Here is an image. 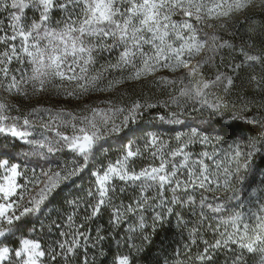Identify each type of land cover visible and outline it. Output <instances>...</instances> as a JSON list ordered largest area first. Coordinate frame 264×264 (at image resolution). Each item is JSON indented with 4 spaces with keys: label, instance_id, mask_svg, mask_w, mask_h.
<instances>
[{
    "label": "snow or ice",
    "instance_id": "obj_1",
    "mask_svg": "<svg viewBox=\"0 0 264 264\" xmlns=\"http://www.w3.org/2000/svg\"><path fill=\"white\" fill-rule=\"evenodd\" d=\"M241 16L230 29L233 18ZM257 16H264V0H0V264H98L107 255L105 241L121 246L116 237L124 225L123 244L129 251L117 254L112 264H132L133 254L143 252L172 217L185 226L192 222L182 212L195 205L197 191L202 210L198 226L188 231L185 253L199 240L204 248L195 256L198 264H215L221 254L224 264H264V22ZM210 21H221L217 31L204 30L217 27ZM196 57L200 59L193 65ZM101 60L105 63L97 67ZM255 65L262 72L248 75L245 90L253 95L235 93L231 99L241 71ZM206 67L214 70L208 78ZM161 69L185 74L156 76L152 83L157 87L179 85L178 95L156 103H128L122 92L97 104H37L23 112L3 95L82 100L95 92L112 93ZM117 72L121 75L107 79ZM188 101L208 113L210 131L195 127L178 134L175 148L154 134L143 149L133 150L129 142L114 163L91 172L94 185L86 198L67 201L73 212L62 226L52 225L59 229V239L45 248L40 238L30 237L43 230L39 216L46 205L63 188L79 187L76 181L102 142L136 134L144 118L160 106L175 105L177 110L152 119L180 123ZM214 120L223 122L220 129L211 128ZM37 122L42 139L32 138ZM234 125L260 132L237 135L228 131ZM221 133L232 137L226 147ZM20 144L33 150L22 153ZM195 144L212 145L213 151L195 154L189 150ZM64 149L73 153L70 162L41 168L39 175L33 169L24 184L18 182L24 171L8 159L24 155L47 160ZM145 152L159 164L137 171L132 162ZM129 189L134 195L125 201L121 197ZM203 193H211L213 202ZM234 206L240 211L221 215L214 227L208 226L214 241L204 239L203 208L221 214ZM81 208L86 214L76 224ZM105 210L108 228L92 229ZM24 222L31 225L26 231ZM180 257L177 249L171 260L164 257L160 264H186Z\"/></svg>",
    "mask_w": 264,
    "mask_h": 264
},
{
    "label": "trees",
    "instance_id": "obj_2",
    "mask_svg": "<svg viewBox=\"0 0 264 264\" xmlns=\"http://www.w3.org/2000/svg\"><path fill=\"white\" fill-rule=\"evenodd\" d=\"M205 31L211 33L213 31L205 28ZM223 35L224 39H229V36H225L224 33H221ZM238 42V41H237ZM257 66V65H256ZM168 108H164L162 106L158 107L157 109L153 110L148 116L144 118V122L139 126L138 131L134 135H123L119 138L109 139L107 141H104L102 148L105 147L106 151H110L111 149L115 147L124 146L127 143H138L142 139L148 137L149 131H153L156 133V135H163L164 137H169V139H172V136L175 135L178 131L187 130L189 128H195L200 127L201 130H208L211 129L209 126L205 123L208 117V113L204 112L201 113L198 112H188L186 113L182 118L180 117V123H170L166 120L160 121L158 119H152V117L158 115V114H164L166 112H170ZM227 117H225L226 119ZM222 121L220 120H214L211 124V128L220 129L222 126ZM229 132H235L237 135H248L251 133L252 135L257 134L260 132L259 128H252V129H246L242 125H234L231 129L228 130ZM158 133V134H157ZM223 135V133H221ZM232 139L230 135H223L224 140V146H227V142H229ZM213 144H215V141H213ZM21 152L26 153L30 152L32 150L28 149L25 144L19 145ZM100 149L98 148L95 152L94 158L92 159L89 168L81 175L80 179L76 181V184L79 187H72L68 186L63 188L59 195L52 201H50L47 205L45 210L40 214L39 221L44 225V228L42 231H38L35 234H30V237L33 239L40 238V242L43 247L47 248L52 241L59 239V229L53 225V222H55L56 225L62 226L64 223V218L73 212L72 207L67 203L69 200H74L77 198H86L87 191L89 188L93 187L94 185V179L91 176V172L94 169V162L97 161V158L100 154ZM208 151L211 153L213 151V146H202L199 144V151ZM217 159L220 157L217 156ZM9 162H16L19 163L21 170L24 171V177L19 178V183L24 184L25 178H32L33 172L32 170L35 169L36 174L39 175L41 168H48L49 166L53 167L54 169L59 164H63L65 162H70L73 159V153L69 151H60L55 154H51L47 156V160H45L44 157L41 156H24L21 155L18 159L13 157H8ZM206 162H208L206 160ZM264 163V161H262ZM138 171V169H137ZM117 187L122 186L121 182L116 181ZM134 195V192L132 189H129L121 198L127 201L129 196ZM195 197V205L189 206L188 209L184 210L182 212V215L184 216L185 220H191L192 222L189 223L187 226L183 223H178L176 221L175 217L171 218V222L165 226L160 228L156 233L154 238L152 239L151 243L147 245L145 250L141 252L140 254H133L132 257V264H160V261L162 258L167 257L170 260L175 255L177 249H179V252L181 253V259H184L186 261V264H198V262L195 260V256L198 254V252L202 251L204 248L203 243H201L199 240L197 241V245H194L191 247V251L189 253H185L184 244L187 241L188 237V231L191 228L197 227L199 224V214L201 212V205H200V199H201V192L197 191L193 193ZM203 195L208 197V203H212L211 193H203ZM193 208L195 210H193ZM240 211V208L238 206H234L232 208H229L226 210L225 213L216 214L211 212L208 208H203L204 215L206 217V220L203 222V226L200 227V233L203 235V238L208 240L209 242L214 241L216 238L215 234L209 230L208 226L212 225L213 227L216 225L219 217L221 215H227L228 213ZM85 211L83 208L78 210V215L76 217V224L81 223V218L85 215ZM108 220H109V213L107 210L103 212V214L98 217L96 220H94L90 227L92 229H95L97 225H103L105 229L108 228ZM34 222V221H32ZM26 224L25 229L23 231L27 230V227H30V223L24 222ZM148 223H151V220L149 219ZM39 228V225H37ZM89 227L86 225V228ZM126 228L127 225H124L122 228L118 230L119 235L116 237L117 240L121 241V246L117 247L116 243L109 239L104 242V249L107 252V255L104 259L99 260L98 264H112V261L114 257L117 254H123L127 253L129 249L123 244L124 237L126 236ZM148 232H151V229H147ZM94 234V232H93ZM107 234L106 232L104 233ZM91 255V250L90 253ZM191 256L192 259L188 260L187 257ZM59 264V262H58ZM77 264L79 262L77 261ZM215 264H224V256L218 255L215 258Z\"/></svg>",
    "mask_w": 264,
    "mask_h": 264
},
{
    "label": "rangeland",
    "instance_id": "obj_3",
    "mask_svg": "<svg viewBox=\"0 0 264 264\" xmlns=\"http://www.w3.org/2000/svg\"><path fill=\"white\" fill-rule=\"evenodd\" d=\"M248 14H250V13H245L244 15H248ZM239 19H242V16L241 17H234L233 21L229 24V28L231 29L233 27V25L236 23V21ZM255 19L258 22H264V16H257V17H255ZM210 22L213 23L214 25H216L217 27H214L211 29L207 28V27H205V28H207L211 31H217L218 30V24L221 21H210ZM224 34H225V36L227 35L226 33H224ZM199 59H200V57L194 58L192 60V64L195 65ZM236 59L238 62L241 59V57H237ZM104 63H105V60H101L99 62V64L97 65V67H99L100 64H104ZM203 72H204V78H208L214 74V70L211 68H208V67H206L203 70ZM251 72L261 73L262 69L259 65H257V66L255 65L252 69H247L245 71H241L240 78L236 81V87L234 89V95L232 97H230L231 99H235V93L243 92V94H245V95H253V93L250 90L245 91L247 89L246 80L248 78V75ZM184 74H185V70H181V71H178L176 73H172L167 69H161L155 74V76H149V77H147V79H142L140 81L125 82L124 84L120 85L112 93L95 92V93H92L91 95L83 98L82 100L62 101V100H59L58 98H56L55 96H49V95H43V94L40 95L39 97H32L29 100H25V98L21 97V96H15V95L8 96L7 93H4L3 95L6 98L7 102L19 104L20 108L23 112L29 111L32 107H35L37 104L57 105V106L63 105L64 107H67V108H76V107L81 106L84 103L97 104L102 100H105L108 98H115L118 96L119 93H122V92L127 93V95L125 96V102H128V103H130L132 100H135V99H140L141 101L147 100L151 103H156L158 101L168 100L170 95H178L179 85H177L175 87H168V88H165L162 86L157 87L155 84L152 83V81L155 79V77L156 76H167L169 78H173V77H179V76L184 75ZM120 75H121V73H118V72L117 73H110V74H107V79H113L114 77H118ZM123 75H127V72L123 73ZM197 79H199V77H197ZM187 83H188V81L186 79L185 84H187ZM193 83H195V80H193ZM29 91H31V89H29ZM181 104H184L183 99L181 100ZM198 107L199 106L197 104H195L194 102L188 101L187 105H186V111L198 112V110H196ZM170 110L176 111L177 110L176 106L171 105ZM186 113H188V112L182 113L180 115V117L181 116L183 117ZM13 114H15V113H13ZM165 120L168 121L167 118ZM191 129L192 128H189L187 130L178 131L175 135L172 136V139H169V137L166 138L163 135H156V133L151 130V131H149V133H148L149 135L147 138L142 139L138 143H132L133 150H135L137 147L143 149V146L147 142V139L150 136H152L153 134L156 135L157 137H159L160 140L171 145L172 148H175L177 146V141H176L177 135L178 134H189ZM40 131H41V129L39 127V122H37V125H36V128L34 130L32 138L33 139H42L43 137L40 135ZM47 135L50 138H54V133H52V132H48ZM103 144L104 143L102 142V146H103ZM126 145L120 146V147H115V148L111 149L110 151H106L105 147L101 148L99 157L97 158V161L94 162V169L93 170H95L96 167H99L101 165L106 166L109 162L114 163L119 157L122 156V154L125 151ZM26 147L30 150H33L32 147L29 145H26ZM189 150L195 154H199L200 153L199 144H195ZM63 151H68V150L64 149ZM193 158H195V156ZM10 163H13V162H10ZM14 163H16V162H14ZM132 163H133V166L135 167V169L136 170L138 169V171H139L141 168L148 167L149 165L157 166L159 164V160L154 159L150 155V153L145 152L142 156L135 158ZM29 179H31V178H29ZM18 182H19V180H18Z\"/></svg>",
    "mask_w": 264,
    "mask_h": 264
}]
</instances>
